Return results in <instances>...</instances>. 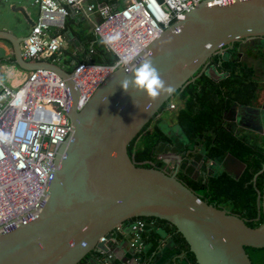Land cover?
<instances>
[{
    "label": "water",
    "instance_id": "95a60500",
    "mask_svg": "<svg viewBox=\"0 0 264 264\" xmlns=\"http://www.w3.org/2000/svg\"><path fill=\"white\" fill-rule=\"evenodd\" d=\"M254 37H264V0L204 1L148 46L146 57L173 87L170 94L152 100L131 85L125 91L120 81L131 75L126 69L134 71L138 63L112 73L79 110L80 91L72 72L55 62L25 60L21 45L27 36L0 30V40L11 44L20 68L48 69L66 81L71 94L67 113L74 128L71 140L61 146L50 168L47 205L34 219L0 234V264H80L93 252L109 255L116 240L114 230L141 217L174 225L195 255L194 264H253L246 248H264V223L251 227L246 218L208 203L178 178L180 164L196 153L194 150L179 151L184 145L178 138L175 146L165 142L163 146L172 152L157 155L150 162L163 159L177 165L176 173H168L155 166H138L128 147L216 53ZM244 85L250 89L247 99L252 86ZM256 98L252 105L243 102L238 106L233 120L237 125L244 127L254 116L263 128V98ZM221 122L226 127L222 139L230 120ZM210 152L226 180L228 176L238 179L246 169V164L231 153L221 156L216 148L199 153ZM261 204L264 216V188ZM147 230L160 234L162 229L147 222L143 231ZM170 243L175 242L171 239ZM176 251L182 254V250ZM183 259L193 264L186 255Z\"/></svg>",
    "mask_w": 264,
    "mask_h": 264
},
{
    "label": "built area",
    "instance_id": "2783aa9c",
    "mask_svg": "<svg viewBox=\"0 0 264 264\" xmlns=\"http://www.w3.org/2000/svg\"><path fill=\"white\" fill-rule=\"evenodd\" d=\"M204 1L220 4L232 0H35L39 15L22 42V55L32 62L57 63L65 45L61 32L70 14L88 19L101 40L119 33L116 43L105 44L116 57L114 63L82 62L71 71L80 91L78 109L82 110L112 73L140 63L154 39L185 20ZM93 15L98 19L91 20ZM131 49H135L134 58L122 63L121 57ZM70 100L66 81L54 71H29L17 88L0 76V234L34 219L47 205L50 168L74 130L67 113ZM171 107L175 108L173 102ZM146 226L143 220L132 224L131 245L139 254L147 247L141 237ZM122 229L118 226L114 234Z\"/></svg>",
    "mask_w": 264,
    "mask_h": 264
},
{
    "label": "trees",
    "instance_id": "16d2710c",
    "mask_svg": "<svg viewBox=\"0 0 264 264\" xmlns=\"http://www.w3.org/2000/svg\"><path fill=\"white\" fill-rule=\"evenodd\" d=\"M99 1L114 3L116 0ZM61 34L64 37H75L80 42L83 57L79 59V63L112 64L116 60L115 55L95 34L88 19L70 14L66 28L62 30ZM232 53L234 54V52ZM7 61L15 63L14 56L12 55ZM216 63L219 71L228 74V80L235 81V83H218L209 79L190 81L182 90L177 91L173 99L169 101L179 103L177 106L179 107L180 124L187 138L194 141L192 145L194 149H212L214 147L224 130V124L221 120L248 93V87L244 84L257 83L255 70L237 60L236 56L228 60H223L222 57L217 56ZM169 102L161 110H164ZM152 123L150 122L145 126L128 147L130 156L138 166L153 167L150 159L157 155L159 145L166 141H173L172 137L167 135L159 125H155L151 129ZM216 152L219 155L233 154L246 164V169L238 180L227 177L232 185L227 182L224 176L213 175L208 178L205 187L198 189L196 193L208 203L225 209L230 214L246 218L247 224L251 227L260 226L264 223V216L258 200L264 188V147L258 143L252 145V142L243 135L228 132L223 136ZM162 164V161H158L155 167L162 169ZM136 220L156 223L177 241L183 252L187 253L194 263L196 262L189 244L170 222L155 217H141L134 221ZM118 234L115 233L114 235ZM158 234L155 230L141 232V237L148 246L140 254L143 260H147L157 248L160 240ZM246 250L251 254L253 264H256L254 255L264 257V248L247 247ZM92 255L101 257L102 253L93 252L84 258L80 264H88Z\"/></svg>",
    "mask_w": 264,
    "mask_h": 264
},
{
    "label": "crops",
    "instance_id": "0c3cea01",
    "mask_svg": "<svg viewBox=\"0 0 264 264\" xmlns=\"http://www.w3.org/2000/svg\"><path fill=\"white\" fill-rule=\"evenodd\" d=\"M20 2L21 1L14 3L10 2L9 0L4 4V22L3 24H0V30L11 31L18 36H28L32 26L38 18L39 8L35 4V0H32L30 4L26 5L23 2ZM94 18L98 19L96 15H93L91 17V20ZM18 21H21V23H18ZM64 38L65 45L62 48V54L57 63L64 66L67 70L72 71L75 66L79 64V59L83 57L81 52V44L79 41L75 40L77 39L75 37L65 36ZM11 47L12 46L9 43L8 51L3 55H0V76L10 86L17 88L27 79L29 71L20 68L16 63L7 61L13 55L11 52ZM1 60L3 61L1 62ZM252 65L256 70L255 76L257 79V85L255 88L256 90H258L264 82V60H258ZM211 73H214V70H211ZM259 78H262L263 81L261 80V82H259ZM175 102L176 101H173V104L179 106V103ZM256 102L257 98H255L254 96L252 99V104ZM178 106L174 110V113L165 118L158 117V121L165 132L173 135V138L180 137V139L184 141V136L181 135L182 126L180 124V113ZM262 126L264 127V121ZM259 127L260 126L254 129V134L257 137L258 142L264 145V130L259 129ZM244 129L252 134V124H246L244 126ZM132 224L133 222L125 224L122 231L118 235H115L116 240L112 242L113 249L109 255L102 254L101 257L94 256V258L89 259L88 264H104L105 261H108L109 264H121L122 262H127L128 264H189L186 260L183 259L185 255L190 259L188 254L183 252L177 241L169 233H167L166 230L162 228V230L160 231L161 233L158 234L160 240L158 242L157 248L147 260H143L140 254L137 253V251L131 245L134 240ZM148 231L151 230H147L146 232ZM171 239L175 242L174 244L170 243ZM177 249L182 250L181 255L178 254V252L176 251ZM192 263L194 264L193 261Z\"/></svg>",
    "mask_w": 264,
    "mask_h": 264
},
{
    "label": "flooded vegetation",
    "instance_id": "af4514ba",
    "mask_svg": "<svg viewBox=\"0 0 264 264\" xmlns=\"http://www.w3.org/2000/svg\"><path fill=\"white\" fill-rule=\"evenodd\" d=\"M252 43H253V45H252ZM232 52H234V54ZM216 54H215L216 56L214 55L207 62V64H205V66L196 74V79L193 81L209 79V80H212V81L218 82V83H227V84L235 83V81L228 80V74H225L224 72L219 71L218 65L216 63V57L220 56V57H222L223 60H228V59H233V57L236 56L237 60H239L240 62H242V63H244L250 67H252L255 70V68L253 67L252 64H254V62H257L258 60L259 61L261 59L264 60V37H254V38L242 39L238 42H235V43H232V44L226 46L223 49V51L218 52ZM211 70H214V73H211ZM255 75H256V70H255ZM255 79H256V76H255ZM261 80H262V78H259L258 81L261 82ZM246 84H248V83H246ZM248 85L252 86V92H251L249 98L245 99L246 98L245 97L240 103H238L237 105L232 107V109L225 115V117L223 119L230 120V124H228V126H227V132L226 133L234 132L237 135H243V136L247 137L252 142V145H253L256 143L260 144L258 142L257 137L254 134V129L259 126L256 118H254V116H252L251 117L252 120L249 119V121H248L249 125L252 124V134L249 133L247 130H245L244 127L237 125V123L233 121L234 116L236 115V110L238 109V106H240L243 102L245 103V105H250V104H252L253 97L255 96V98H256V95H259V96H262L263 103H264V82H263V85L258 90H256V88H255L257 83L256 84H248ZM249 92H250V89L248 87V93ZM248 93H247V95H248ZM172 102H169L168 106L164 110H161L159 112V114L156 115L151 120V123L153 121V123L150 127L151 129L155 125H159V127L162 129V127L160 126V123L158 121V117L165 118L167 116H170L172 113H174V110L177 108V106L174 104L175 108H172L171 107ZM224 128H226L225 125H224ZM235 128H238V129H235ZM259 129L264 130V127L263 128L259 127ZM181 130H182L181 135L184 136V139H185L184 141H182L180 139V137L179 138L178 137L173 138V135H171V134H169L163 130L167 135L172 137V140H173L172 142H170V141H166V142L169 143L170 146H175V140L178 138V139H180V143L182 142L184 145V148L182 150H179V151L194 150V152H196V153H194L193 155L187 156V158H185V160H183V162L180 164V169L178 170L177 173H176L177 165H175L173 163L166 164L163 161V159L155 160L154 162H150V163L153 164L154 166H156V162L162 161L163 164H162L161 168L163 170H165L166 172H169V173H176L178 178L196 193V191H198V189L205 187V184L207 183V180L209 177H211L213 175H217V174L222 175V172H221L222 170L220 169L219 165L215 162L214 156H213V154H211V152L210 153H199L201 150H204V149L210 150L211 148L210 149L209 148H199V149L196 148V149H194V147L192 146L194 141L191 138L190 139L187 138L186 134L183 131V128ZM223 132H224V130H223ZM221 141H222V139L220 137V139L216 142V144L214 145V147L212 149L216 148L218 150V147L220 146ZM164 143L165 142H163L159 145L157 155L168 154L169 151H171V150L166 149L163 146ZM260 145L262 147H264V145H262V144H260ZM221 156H223V155H221ZM193 164H194V166H193ZM232 170H233V173H236V174L239 172L238 170L236 171V169L235 170L232 169ZM244 171L242 172L241 176L243 175ZM229 177L234 179L232 176H229ZM258 200H259L260 208L262 210V204H261L262 203V194H260ZM250 257L252 259L251 254H250ZM252 262H253V260H252Z\"/></svg>",
    "mask_w": 264,
    "mask_h": 264
},
{
    "label": "clouds",
    "instance_id": "9594fccd",
    "mask_svg": "<svg viewBox=\"0 0 264 264\" xmlns=\"http://www.w3.org/2000/svg\"><path fill=\"white\" fill-rule=\"evenodd\" d=\"M119 38V33L107 35L103 38L102 43L112 45ZM134 55L135 49L129 50L128 54L121 57V62L124 64L129 63L134 58ZM126 72H131V75H125L120 81V85L125 91H128L131 85L137 90L146 92L147 96L152 100L159 98L163 94H170L173 91V87L161 78L160 72L154 66L150 57H144L134 71L126 69Z\"/></svg>",
    "mask_w": 264,
    "mask_h": 264
},
{
    "label": "rangeland",
    "instance_id": "374dc122",
    "mask_svg": "<svg viewBox=\"0 0 264 264\" xmlns=\"http://www.w3.org/2000/svg\"><path fill=\"white\" fill-rule=\"evenodd\" d=\"M9 1V0H0V10H1V17H0V24L4 22V4ZM18 1H21L20 3L30 4L32 0H10V2L17 3ZM22 5V4H21ZM95 19V18H94ZM22 21V20H21ZM21 21H18V23H21ZM89 21V20H88ZM90 23V22H89ZM93 26V24L91 23ZM8 41L6 40H0V55H3L5 52L8 51ZM254 261L256 264H264V257L259 256V255H254Z\"/></svg>",
    "mask_w": 264,
    "mask_h": 264
}]
</instances>
